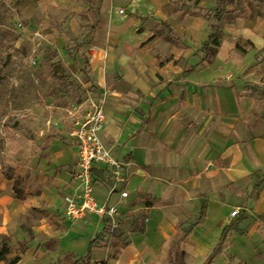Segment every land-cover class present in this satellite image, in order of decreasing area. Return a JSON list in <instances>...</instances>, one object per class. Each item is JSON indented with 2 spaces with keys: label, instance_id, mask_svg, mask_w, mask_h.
<instances>
[{
  "label": "crops",
  "instance_id": "obj_1",
  "mask_svg": "<svg viewBox=\"0 0 264 264\" xmlns=\"http://www.w3.org/2000/svg\"><path fill=\"white\" fill-rule=\"evenodd\" d=\"M23 1L44 24L59 13L72 18V34H91L80 47L96 92L90 102L103 110V145L129 178L121 197L108 171L93 169V192L117 206L118 230L94 213L65 218L63 198L79 190L71 132L89 107L79 105L67 140L22 160L25 199L0 173V237L15 249L26 243L13 251L15 264H64L68 254L86 264H264V0H226L211 61L203 44L213 22L203 14L216 0L198 8L185 1L197 16L176 10L174 0ZM82 12L89 19L81 26ZM249 82L263 90L259 103ZM6 166L17 170L19 162ZM235 185L243 190L234 203ZM137 215L144 221L135 229Z\"/></svg>",
  "mask_w": 264,
  "mask_h": 264
},
{
  "label": "rangeland",
  "instance_id": "obj_2",
  "mask_svg": "<svg viewBox=\"0 0 264 264\" xmlns=\"http://www.w3.org/2000/svg\"><path fill=\"white\" fill-rule=\"evenodd\" d=\"M175 2V8L185 4L187 9L183 0ZM208 14L214 23L213 13ZM76 19L82 26L89 18L82 12ZM50 21H39L29 2L0 0V173L11 159L19 162L20 173L23 159L41 157L52 141L67 140L73 113L95 98L87 56L80 48L91 34H72V18L59 13H51ZM248 87L257 102L262 100L260 87L250 82ZM242 190L241 185L231 187L234 203ZM141 215L135 216L133 228L144 221ZM229 230L231 225L225 235Z\"/></svg>",
  "mask_w": 264,
  "mask_h": 264
},
{
  "label": "built area",
  "instance_id": "obj_3",
  "mask_svg": "<svg viewBox=\"0 0 264 264\" xmlns=\"http://www.w3.org/2000/svg\"><path fill=\"white\" fill-rule=\"evenodd\" d=\"M123 12L122 9L119 11ZM104 114L99 106L90 103L84 114L76 121V126L71 132L75 141V171L73 178L79 186L77 194L65 196L62 208L65 218L76 221L92 213L97 214L101 220L108 222L111 230L116 231L120 227L118 221L117 206L106 201H100L93 192V169L101 166L108 171L110 178V190H118L121 197H126L123 189L128 181L123 163L116 153L103 145L100 132L104 127ZM236 211L231 212L235 216Z\"/></svg>",
  "mask_w": 264,
  "mask_h": 264
},
{
  "label": "trees",
  "instance_id": "obj_4",
  "mask_svg": "<svg viewBox=\"0 0 264 264\" xmlns=\"http://www.w3.org/2000/svg\"><path fill=\"white\" fill-rule=\"evenodd\" d=\"M182 1V0H181ZM184 2L187 0H183ZM201 0H193L192 3L194 4L195 8H198V4L200 3ZM217 5L216 8L214 9L213 16L215 18V22L211 25V33L209 34V37L207 41L203 44V48L205 50V56L208 58L209 61L215 56L217 52V48L220 43V34H221V20L224 17L225 9L224 6L226 4V0H216ZM174 5L177 3L175 0L173 1ZM176 10H182L184 14H189L190 16H197L201 15L200 12H191L189 9H185V4H183L180 8H175ZM233 13H236L232 11ZM205 17L209 15L208 13L203 14ZM210 18V17H209ZM161 28L165 34V37L170 39V40H175L177 44L180 45L179 41V36L176 32L170 30L168 28V24L166 23H160L156 29ZM156 36V33L155 35ZM239 48V47H238ZM1 174L3 175L4 178L13 181V192L16 195L17 198L19 199H25L26 198V193L24 192L25 190V185H26V180L23 176L20 175L16 171V169H13L9 166H4L2 169ZM145 205L150 207L152 206V203L149 200H145ZM143 218V217H142ZM24 229V232L28 238H31L32 232L31 229L26 228L25 226L22 227ZM142 230V229H138ZM225 230V229H224ZM186 233L184 235V239L187 237ZM25 242H22L21 244L18 243L17 249H15L11 244H10V239L5 238V237H0V261H4L5 264H15L19 260L18 255H12L14 250H24L25 249ZM174 248V254L177 259H180L181 257L184 256V253L179 250L176 246H173ZM214 251H218L217 248L214 249ZM87 259H75V257L72 254L66 255L64 259V264H86L88 262ZM181 264V263H180Z\"/></svg>",
  "mask_w": 264,
  "mask_h": 264
}]
</instances>
